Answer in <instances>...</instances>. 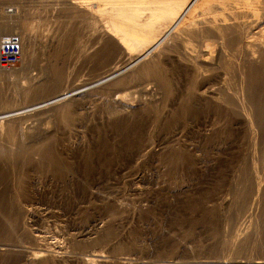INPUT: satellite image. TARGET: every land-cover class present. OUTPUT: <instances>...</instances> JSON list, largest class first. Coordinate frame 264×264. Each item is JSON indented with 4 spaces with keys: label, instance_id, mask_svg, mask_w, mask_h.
<instances>
[{
    "label": "rangeland",
    "instance_id": "1",
    "mask_svg": "<svg viewBox=\"0 0 264 264\" xmlns=\"http://www.w3.org/2000/svg\"><path fill=\"white\" fill-rule=\"evenodd\" d=\"M89 1L0 0L24 46L0 75V264H264V0H212L121 73L137 56Z\"/></svg>",
    "mask_w": 264,
    "mask_h": 264
},
{
    "label": "bare ground",
    "instance_id": "2",
    "mask_svg": "<svg viewBox=\"0 0 264 264\" xmlns=\"http://www.w3.org/2000/svg\"><path fill=\"white\" fill-rule=\"evenodd\" d=\"M211 1L212 0H90L88 6L92 9L91 15L99 16V18H105V25L103 26L111 40L114 41L117 49L129 58L137 56V58L133 59L123 70L120 72L114 71V73L107 76L106 79L98 82L96 85L114 78L118 73L127 70L146 58V56L154 51L175 28H181L180 34L185 35L186 33H190L193 30L194 25L197 23L194 22L196 20L193 22L186 20V16H188L189 19L194 18L201 10H203L206 4ZM230 1L232 0H225L224 5H227ZM98 2H102L104 6L108 5V8L100 9L102 7V3ZM216 6V10H223L222 8L224 6ZM210 9H212V7ZM206 11L202 14L204 15ZM197 16L201 17L200 14ZM199 20H201V18ZM14 24V21H12L10 25H8L7 22L0 24V40L5 36L18 34V32H16L18 29L14 28ZM22 54H24V46ZM144 67L139 68L136 71V74L139 75L141 72H144ZM257 74V72L253 71L250 73L248 98L254 108L256 122L261 130L264 131V93L259 96L260 94L255 93L252 88V86L260 78L256 76ZM0 75L10 80L17 78V75L12 70L0 69ZM38 75L43 79L42 84L44 87L41 86L42 91L51 89L53 85L58 86V84L62 83L64 80L61 70L57 68H53L51 71L47 70L45 72H40ZM51 82L54 84L52 87H49L48 84ZM165 84L166 82L164 85ZM80 89L81 88L72 89L63 93L59 97L52 98L51 100L39 103L33 107H43L55 104L61 100L76 95L79 93ZM67 108L68 106L63 107L62 105L59 113L65 114ZM10 113L1 116L0 120L18 115V112ZM45 159L49 162L56 161L51 153H48ZM246 193H248V190H246ZM42 256V254H34L32 255V258L29 259L35 261ZM95 257V255L86 257L84 260L85 264H92ZM29 259H27V261H29Z\"/></svg>",
    "mask_w": 264,
    "mask_h": 264
},
{
    "label": "built area",
    "instance_id": "3",
    "mask_svg": "<svg viewBox=\"0 0 264 264\" xmlns=\"http://www.w3.org/2000/svg\"><path fill=\"white\" fill-rule=\"evenodd\" d=\"M10 14L12 11L7 10ZM22 41L20 36L13 34L0 40V69L14 70L21 64Z\"/></svg>",
    "mask_w": 264,
    "mask_h": 264
}]
</instances>
